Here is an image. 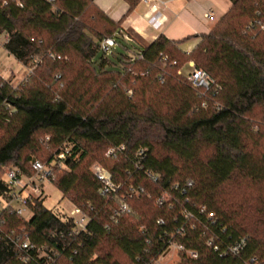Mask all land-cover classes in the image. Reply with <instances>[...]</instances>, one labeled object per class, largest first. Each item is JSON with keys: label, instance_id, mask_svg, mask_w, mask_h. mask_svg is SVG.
<instances>
[{"label": "trees", "instance_id": "16d2710c", "mask_svg": "<svg viewBox=\"0 0 264 264\" xmlns=\"http://www.w3.org/2000/svg\"><path fill=\"white\" fill-rule=\"evenodd\" d=\"M125 1L131 12L139 0ZM254 19L264 24V0H232L207 34L181 41L159 35L141 49L143 61L121 55L116 70L105 55L96 57L100 41L121 30V22L92 0H57L54 6L25 0L22 8L0 0L3 47L33 68L18 90L0 77V172L14 167L31 176V162L49 166L69 146L50 184L90 219L75 232L61 210L37 201L29 221L6 214L3 231L19 236L24 229L34 245L57 253L54 264H143L169 242L199 255L181 256L178 264L263 261L264 32L247 29ZM192 38L198 43L183 51L180 45ZM189 62L220 87L217 94L177 75ZM41 147L48 150L45 159L32 158ZM95 163L119 185L110 199L100 194L102 183L90 170ZM233 185L249 192L238 196ZM7 191L0 178V195ZM164 193L168 200L157 204ZM122 202L128 211L120 212ZM183 210L197 221L185 220ZM208 233L219 252L206 245ZM241 239L246 243L237 255L220 256ZM16 251L1 240L0 264H45L22 263Z\"/></svg>", "mask_w": 264, "mask_h": 264}, {"label": "built area", "instance_id": "2783aa9c", "mask_svg": "<svg viewBox=\"0 0 264 264\" xmlns=\"http://www.w3.org/2000/svg\"><path fill=\"white\" fill-rule=\"evenodd\" d=\"M15 3L16 6L22 8L23 2L25 0H11ZM48 4L54 6L57 0H44ZM140 2L151 5V9L156 11L163 6V2L161 0H139ZM232 2V0H229ZM214 13L212 10H207L205 13L206 19H212ZM258 28L260 31L264 32V24L257 19L249 22L247 29ZM5 36V35H4ZM124 39L128 40L127 37L119 30L112 37H105L99 43V51L107 56L112 53V50L117 46V40ZM6 42V36L5 40ZM126 58L129 62L135 61H143V53L142 50H133L126 51ZM49 57L51 59L60 60L61 57L56 54H50ZM161 61L165 62V57H161ZM187 73L183 70H179L177 72L178 76H181L183 80L192 88L196 90H201L202 92L212 91L213 94H217L220 90V87L215 84V82L209 77V75L203 70L197 69L194 67L193 63L189 62L187 66ZM119 69H122V65L119 64ZM33 68H29L27 75L30 77L32 75ZM133 74V73H131ZM28 79L22 80L19 84H24ZM161 78V82H162ZM9 86L13 90H18V86H13L11 82H8ZM129 96H131V92H127ZM204 106V105H203ZM219 105H217L218 107ZM48 140V137L45 138ZM121 148H111L107 151V156H114L117 150H122ZM70 148L69 146H62L54 156V160L51 165L47 166L42 164L39 161L31 162V168L33 170V174L31 176L25 175L19 169L14 167H7L4 169V177L2 178V182L6 185L8 191L3 195H0V241L3 239L8 240L14 246H16V257L17 260L22 263H28L32 259H42L45 264H54L55 258L58 257L57 253L53 250H46L43 246L34 245L28 237V234L24 231V229L19 230V236H16L14 231L10 233H5L3 231V227L5 226V215H12L18 218L23 219L24 221H29L33 215V211L30 205L35 202H42L44 199V189L45 184L50 183V179L52 177L53 167L56 166L58 168H64V161L67 159ZM91 172L102 183V189L100 194L110 199L115 196L119 190V185L116 184L109 174V172L102 167L101 165L95 163L91 166ZM186 187H191L192 182L187 181L185 183ZM128 197H131L129 195ZM168 194H162L161 198L157 200V204L161 205L164 201L168 200ZM71 207L62 209V213H64L69 219H71L74 223V231H83L86 228L87 223L89 222V216L80 208L71 204ZM204 208L199 210V214L204 213ZM128 211L127 206L124 202L121 203L120 212ZM183 218L187 221L195 220L197 221V217L191 213L190 211L183 210L181 212ZM208 218H212V215H209ZM158 223L162 224V221H158ZM194 228V225H191ZM183 227H180L177 230V234H183ZM209 234V233H208ZM245 239H241L236 242L233 246L229 248L227 246L225 249L221 250L220 256H228L237 255L239 251L245 246ZM206 245L208 247H212V249L216 252H219V245L214 242V235L209 234L206 239ZM148 253V252H147ZM174 254L176 257L180 258L181 256L191 259L197 260L198 253L194 250L186 249L183 245L177 244L175 242H169L167 246H165L164 250L159 253L154 259L151 261L144 262L143 264H161V260L169 255ZM139 259H137L138 264ZM247 264H264L263 261H259L257 258H251Z\"/></svg>", "mask_w": 264, "mask_h": 264}, {"label": "crops", "instance_id": "0c3cea01", "mask_svg": "<svg viewBox=\"0 0 264 264\" xmlns=\"http://www.w3.org/2000/svg\"><path fill=\"white\" fill-rule=\"evenodd\" d=\"M92 1L112 21L121 22V32L128 39H121L128 47L126 51L147 47L159 35L172 41H181L207 34L215 23L210 25L211 19L205 18L206 11L212 10L215 15L217 9L222 8L220 0H161L164 5L157 12L151 9V5L140 1L128 12L129 5L125 0ZM198 41L197 38L189 39L184 43L193 42L191 47L182 49V43L180 48L189 52ZM129 45L132 47L129 48Z\"/></svg>", "mask_w": 264, "mask_h": 264}, {"label": "rangeland", "instance_id": "374dc122", "mask_svg": "<svg viewBox=\"0 0 264 264\" xmlns=\"http://www.w3.org/2000/svg\"><path fill=\"white\" fill-rule=\"evenodd\" d=\"M220 4L222 8L217 9V13L213 16L211 20H209L210 25L216 23L221 15L226 11V9L231 5V2L229 0H220ZM105 28V27H104ZM4 40L5 36L0 35V77L4 80H7L8 82H11L13 86H18V89L22 88V84H19L22 80L28 79L27 72L29 70L28 67H24L19 62H17L11 55H9L6 50L4 49ZM193 42H186L182 45V49H187L191 47ZM126 45L123 41L120 39L117 40V46L112 50L111 54H108L105 56L109 60H111L114 63L113 68L119 69V56H125L126 55ZM132 47L129 45V48ZM128 48V47H127ZM114 55V56H113ZM102 56V53L99 51L97 53V57ZM192 63V62H191ZM194 65V64H193ZM187 66L185 65V68L183 71L187 73ZM32 69V67H30ZM33 72V70H32ZM31 76V75H30ZM26 83V82H25ZM47 148L41 147V153L38 156L32 157L38 160H44L46 154H48ZM94 163V162H92ZM4 177V173L0 172V178ZM233 191L238 194V196H242L244 193H248L249 190H246L242 186L233 185L231 188ZM237 189V190H235ZM44 199H43V206L48 210H61L65 208L71 207L70 201L66 198H62L61 192L52 184L46 183L45 189H44ZM180 258L176 257L174 254H170L169 256L165 257L161 260V264H178Z\"/></svg>", "mask_w": 264, "mask_h": 264}]
</instances>
